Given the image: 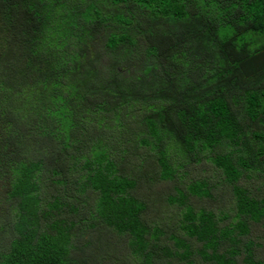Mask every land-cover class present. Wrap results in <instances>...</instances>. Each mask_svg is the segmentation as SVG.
<instances>
[{
	"label": "trees",
	"instance_id": "1",
	"mask_svg": "<svg viewBox=\"0 0 264 264\" xmlns=\"http://www.w3.org/2000/svg\"><path fill=\"white\" fill-rule=\"evenodd\" d=\"M202 159L232 186L234 221L187 204L174 249L151 244L158 181ZM251 177L264 0H0V264H115L119 236L135 264H264L244 239L264 219ZM185 188L165 199L209 196L204 179Z\"/></svg>",
	"mask_w": 264,
	"mask_h": 264
},
{
	"label": "rangeland",
	"instance_id": "2",
	"mask_svg": "<svg viewBox=\"0 0 264 264\" xmlns=\"http://www.w3.org/2000/svg\"><path fill=\"white\" fill-rule=\"evenodd\" d=\"M127 147V153L125 156H129L131 149ZM135 155H140L139 153L144 152L142 150H135ZM200 157L204 156V153H198ZM190 169H185L180 167L179 171L175 173V181L160 180L157 184L156 190L158 195L161 196L155 199L151 203L146 204L145 209L142 211V219L144 223L151 229L157 227L161 230V235L158 240H151V244L162 245L166 244L170 246V249H174L173 242L170 240V235L172 232H177L176 225L179 220L177 215L178 210H185L187 204L193 205L196 209L205 208L211 210L216 214V219L219 220L221 226L234 221V216L236 214V199L233 193L232 186L224 180L221 175L220 169H218L210 160L202 159L199 163H191ZM204 179L209 188V196L197 197L190 196L185 203H179L177 199L173 202H169L165 199L166 195H172L177 198L178 193L176 189L186 191L185 185L194 179ZM241 184L252 191L253 194L262 198L264 194V177L256 178L251 177L250 179L243 178ZM142 190L147 192L144 185L141 186ZM155 190V191H156ZM142 193L141 190H136ZM152 196L157 197L155 193ZM264 198V197H263ZM250 225V231L244 236L246 241H252L257 244L255 246L256 256L264 260V219L260 222L248 221ZM118 245L120 246V252L118 257L115 258V264H135L137 259L132 253L131 249L125 244V236L116 237ZM260 244V246H258ZM129 248V249H128ZM149 250H153L151 247ZM163 258L174 264L176 261H180L177 256L174 255H163ZM190 259H197V257L192 256ZM157 260V259H155ZM161 264H165L161 260ZM184 264V263H182ZM197 264V263H195Z\"/></svg>",
	"mask_w": 264,
	"mask_h": 264
}]
</instances>
